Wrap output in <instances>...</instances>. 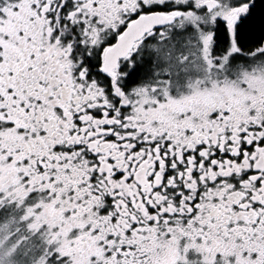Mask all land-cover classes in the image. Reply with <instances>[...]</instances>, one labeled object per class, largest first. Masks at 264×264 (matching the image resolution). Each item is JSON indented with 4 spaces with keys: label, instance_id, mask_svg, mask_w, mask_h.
I'll return each instance as SVG.
<instances>
[{
    "label": "snow or ice",
    "instance_id": "1",
    "mask_svg": "<svg viewBox=\"0 0 264 264\" xmlns=\"http://www.w3.org/2000/svg\"><path fill=\"white\" fill-rule=\"evenodd\" d=\"M0 264H264V0H0Z\"/></svg>",
    "mask_w": 264,
    "mask_h": 264
}]
</instances>
